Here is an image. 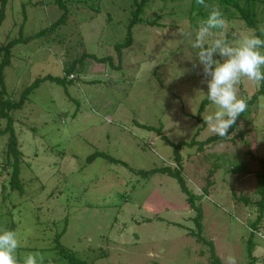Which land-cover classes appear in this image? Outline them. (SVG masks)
<instances>
[{"label": "rangeland", "instance_id": "obj_1", "mask_svg": "<svg viewBox=\"0 0 264 264\" xmlns=\"http://www.w3.org/2000/svg\"><path fill=\"white\" fill-rule=\"evenodd\" d=\"M84 1L67 0L70 19L54 32L17 43L4 70L6 89L17 99L39 77L64 78L65 64L82 53L106 59L86 58L66 83L42 82L15 111L13 128L27 161L20 171L23 194L16 191L6 204L14 215L17 255L38 252L48 264H69L51 250L65 227L60 244L85 264H226L229 256L248 264L250 252L258 258L254 264H264L258 237L264 235V216L252 236L248 224L254 217L233 197L257 198L258 161L245 152L264 157V94L247 107L234 141L179 151L184 179L202 209L199 232L196 211L177 181L142 174L173 169L172 144L215 135L204 119L216 111L211 101L200 115L204 124L195 118L208 89L199 49L192 46L197 28L185 18L189 3L154 0L146 8L149 17L164 6L174 16L160 20L162 26L135 25L119 60L114 47L126 37L133 0ZM61 14L54 0H8L0 40L33 36ZM228 26L231 42L250 34L241 21H231L213 29L204 46L224 39ZM238 87L243 99L258 88L246 79ZM6 141L1 135L0 150ZM207 179L213 185L202 194ZM199 233L214 251L197 241Z\"/></svg>", "mask_w": 264, "mask_h": 264}, {"label": "trees", "instance_id": "obj_2", "mask_svg": "<svg viewBox=\"0 0 264 264\" xmlns=\"http://www.w3.org/2000/svg\"><path fill=\"white\" fill-rule=\"evenodd\" d=\"M99 0H92V3H98ZM154 0H133V9L130 15V19L127 26V33L124 41L115 45V51L117 52L118 59L121 60V51L124 48H127L132 43V28L137 24H143L148 26H162L160 25V20L171 19L176 11L170 12L165 6L164 8L158 10L155 9V15H149L146 13V8L151 7ZM182 2L189 3V9L186 12L185 18H188L191 27H198V21L201 19H206L209 12L212 10L213 7L218 6L223 13V17L226 23L231 21H241L244 24L245 28L248 29H255V34L260 36L261 39H264V32H261L260 29L264 28V0H205V7L204 5H198L196 0H179ZM178 0H163L164 3L172 2L178 3ZM84 2H87L86 0ZM8 0H0V26L3 22L5 17V9L7 6ZM54 4L62 11V14L59 18L54 21L48 28L43 29L33 36L22 38L19 37L13 40H7L5 42H1L0 40V121L4 122V126L2 125L0 128V136L7 135V141L5 144L3 143L1 150H0V228H7L9 230H14L15 226L12 223V216L13 211L9 208L6 204H12L11 198L13 194L17 191L19 195L23 194V184L20 179V171L22 164L27 163L24 160V154L21 150V144L18 141L17 135L14 131V114L15 111L20 110L26 98H28L29 94L33 92L42 82L49 81L55 83H66L67 78L68 80L75 79V73L77 70L81 71L82 62L86 58H93L97 62H104L106 59H98L93 55H88L86 53H82L79 59H75L74 61L65 64L64 70L66 71V76L64 78L59 77H52V76H44L35 79L28 87L23 89L17 99H15L12 93H9L6 89L5 79H4V70L11 64V56H12V48L19 42H29L34 38L44 36L45 34L54 32L57 28L65 25L68 20L70 19L69 16V8L67 6V0H54ZM76 5L75 7H77ZM95 7V6H94ZM93 16L83 18L84 21L92 20ZM222 29H219V31ZM225 37L224 39L231 42L235 40V37L232 35V30L228 26L225 29ZM264 51V48L261 49ZM120 64V61H119ZM264 71V69H262ZM243 92V91H242ZM264 94V81L261 82L260 86L257 88L256 92L251 96L250 99L244 98L247 101V105L254 104L257 101V98L260 95ZM208 98H205L201 101L199 109L197 111V115L195 118L203 123L200 115L203 112L204 108L209 104ZM248 110V109H247ZM243 112L236 120L235 124L229 129L228 136L226 137H219L217 135L211 136L205 139L202 142H196L193 138L190 142H179L175 145L172 144L174 147L175 163L176 165L172 168L168 166H163L159 168H155L149 172L142 173L143 176L149 177L156 173L164 174L169 177L174 178L180 186L181 191L186 195V201L190 205L192 209L196 211V216L194 217V223L198 231L202 230V209L200 206H195V195L193 192L188 188L186 181L184 179L182 170L183 167L180 161L179 151L184 146L193 147L198 144L197 150L204 151L205 148H212L215 145H218L222 142L226 141H234L237 135V127L240 124L241 120L244 118L245 114L248 111ZM204 124V123H203ZM159 135H161V128L157 129ZM234 132H236L234 134ZM162 138L165 139L164 136ZM98 155V154H96ZM104 158H109L106 154H99ZM246 156H249L252 160L258 161V170H256L255 178H256V189L254 194L257 198H251L249 196H237L233 193V197L240 202H243L244 205L248 207L250 212L252 213L254 219H249L248 229L252 236L257 235L259 230V225L261 224L264 216V157L259 158L256 157L251 151L245 152ZM113 162H118L115 159H111ZM90 161V160H89ZM28 168H30L28 166ZM214 170H209V173H213ZM247 173H251L248 171ZM213 185V183L207 179L206 185L202 188V194H208L209 188ZM14 217V215L12 216ZM65 232L64 229L56 233L53 238L54 246L51 250H54L57 254V259L62 258L66 260L69 264H85L77 260L72 253L66 250L61 244L60 239ZM194 235V233H191ZM197 241H201L203 243L210 244L211 250H213V243H209L206 239L201 236V233L197 235ZM264 236V235H263ZM259 237V236H258ZM262 241L263 239L259 237ZM248 249L252 250V241H248L247 243ZM250 250V251H251ZM20 257V255H17ZM250 261L248 264H254L258 260V258L253 257L251 252L249 254ZM55 260L54 258H52ZM56 259V260H57ZM219 261V260H218ZM51 262L50 259L44 260V264H48ZM221 264V263H220Z\"/></svg>", "mask_w": 264, "mask_h": 264}, {"label": "clouds", "instance_id": "obj_3", "mask_svg": "<svg viewBox=\"0 0 264 264\" xmlns=\"http://www.w3.org/2000/svg\"><path fill=\"white\" fill-rule=\"evenodd\" d=\"M205 5V0H196ZM226 21L218 6L212 8L206 19L198 21L193 47L197 53L198 65L202 67L207 84V98L216 107V111L204 119L212 133L219 137L228 136L229 129L237 118L247 110V101L239 96V85L247 80L257 87L264 81V39L249 29L250 34L243 35L235 42L214 39L205 47L207 37L213 29H223ZM264 32V28L260 29ZM219 57L216 59L215 57ZM19 240L14 230L0 228V264H44V256L38 252H29L17 256ZM226 264H236L234 257H227Z\"/></svg>", "mask_w": 264, "mask_h": 264}, {"label": "built area", "instance_id": "obj_4", "mask_svg": "<svg viewBox=\"0 0 264 264\" xmlns=\"http://www.w3.org/2000/svg\"><path fill=\"white\" fill-rule=\"evenodd\" d=\"M258 236L263 239V243H264V236L263 235H260V234H258Z\"/></svg>", "mask_w": 264, "mask_h": 264}]
</instances>
